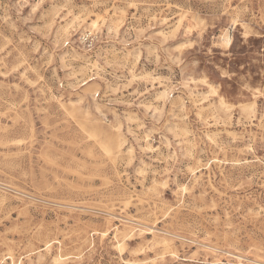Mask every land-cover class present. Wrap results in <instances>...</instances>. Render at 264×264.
Instances as JSON below:
<instances>
[{
  "label": "rangeland",
  "instance_id": "374dc122",
  "mask_svg": "<svg viewBox=\"0 0 264 264\" xmlns=\"http://www.w3.org/2000/svg\"><path fill=\"white\" fill-rule=\"evenodd\" d=\"M0 264H264V0H0Z\"/></svg>",
  "mask_w": 264,
  "mask_h": 264
},
{
  "label": "built area",
  "instance_id": "2783aa9c",
  "mask_svg": "<svg viewBox=\"0 0 264 264\" xmlns=\"http://www.w3.org/2000/svg\"><path fill=\"white\" fill-rule=\"evenodd\" d=\"M92 36H93V34H91V32L84 34L82 36L83 42L87 43L88 46H91V44H92Z\"/></svg>",
  "mask_w": 264,
  "mask_h": 264
},
{
  "label": "bare ground",
  "instance_id": "6f19581e",
  "mask_svg": "<svg viewBox=\"0 0 264 264\" xmlns=\"http://www.w3.org/2000/svg\"><path fill=\"white\" fill-rule=\"evenodd\" d=\"M93 24L95 25L96 24V21H93Z\"/></svg>",
  "mask_w": 264,
  "mask_h": 264
}]
</instances>
